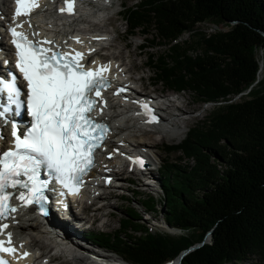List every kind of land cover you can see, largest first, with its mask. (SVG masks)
Wrapping results in <instances>:
<instances>
[{"label": "trees", "instance_id": "trees-1", "mask_svg": "<svg viewBox=\"0 0 264 264\" xmlns=\"http://www.w3.org/2000/svg\"><path fill=\"white\" fill-rule=\"evenodd\" d=\"M120 13L127 37L149 36L140 48H164L146 58L154 84L214 107L180 142L164 146L180 157L160 165L162 221L181 233L150 232L125 208L115 232L86 239L128 264H165L195 245L180 264H237L253 256L264 264V0H135ZM204 21L233 24L212 33L216 53L191 57L177 39ZM257 51L263 74L253 85ZM141 202L155 211L154 197Z\"/></svg>", "mask_w": 264, "mask_h": 264}, {"label": "snow or ice", "instance_id": "snow-or-ice-1", "mask_svg": "<svg viewBox=\"0 0 264 264\" xmlns=\"http://www.w3.org/2000/svg\"><path fill=\"white\" fill-rule=\"evenodd\" d=\"M65 4L66 7L60 11L71 14L73 0H65ZM16 5L13 20L22 14L29 15L39 6L38 0H16ZM17 27L22 25L9 27L8 31L15 48V68L26 82V101L21 99L16 75L9 72L5 78L0 73V121L13 108L19 116L21 108L26 106L30 126L21 130L17 122H11L12 147L0 152V218L17 211L9 203L11 193L6 189H18L19 195L15 199L24 207L46 202L44 190L47 184L41 180L42 168L62 188L77 193L82 176L93 166L95 150L108 132L106 124L97 122L92 115L106 106L101 96L102 89L109 87L107 78L102 75L107 70L106 66L96 70L85 69L80 62L82 53L73 50L75 54L70 55L53 50L43 46L51 45L53 41L29 39L25 33L18 32ZM75 39L80 42L78 37ZM141 107L148 110L146 104ZM155 121L153 116L150 122ZM137 162L143 166L139 158ZM40 211L47 214L43 207ZM7 227V224H0V234ZM6 235L8 246L0 240V252L15 255L11 233ZM27 255V252L22 254L23 257ZM0 264L7 262L0 261Z\"/></svg>", "mask_w": 264, "mask_h": 264}, {"label": "bare ground", "instance_id": "bare-ground-1", "mask_svg": "<svg viewBox=\"0 0 264 264\" xmlns=\"http://www.w3.org/2000/svg\"><path fill=\"white\" fill-rule=\"evenodd\" d=\"M79 5H82L81 8L77 10V13L74 17V19L71 20H59L56 19L55 13L52 9H54V0H45V3L43 4L44 9L38 12V15L32 20L29 21L30 24L33 26V29L29 30V32L33 33H45L46 35L51 37V41L54 42V44L60 42L61 40H68L69 38L73 37H81L80 43L78 46L82 48L85 52H89L90 50H96L97 46L100 44H106V51H112L115 49V44H117L118 40L121 39L120 35L117 34L114 30L112 32L105 31V30H94L91 29L93 26L92 24L95 23H103L105 21V24L108 22L111 24L113 21H115L114 16H105L103 15L104 12L109 11V9L112 7L113 2L112 0H78ZM98 3H107L110 4L111 7L108 8L106 6L103 10H98L96 8V5ZM8 0H0V12L1 16L5 21H10V12L8 11ZM117 12L116 14H118ZM106 17V18H105ZM104 20V21H102ZM27 22V23H29ZM88 24L89 26L85 25ZM1 26V25H0ZM86 27V28H83ZM94 27V26H93ZM96 27V26H95ZM77 28V30H76ZM75 32V33H74ZM110 34H114V37H111ZM5 31H2V35H0V42L4 46L5 52L8 54L9 47L7 43L5 42ZM77 44V43H76ZM64 45V44H63ZM127 46L123 50H126ZM133 54V52H130ZM129 55V54H127ZM132 56V55H131ZM108 57V56H107ZM123 57V54H122ZM100 58V60H97L102 65L106 66V69L111 70L113 73V77L116 76V78L119 76V79L125 80V79H132L134 81V84H139L140 87H144L143 85V77H139L138 79H135L132 75V67L130 66L131 61L127 64L123 62L118 56H114L108 59H105V55L103 54ZM132 64V63H131ZM146 64V63H145ZM134 68V67H133ZM122 73V74H121ZM154 83V81H152ZM143 98H146L147 100H153V96L147 93H143V95H139ZM158 97L157 99L160 100V98H164V94H157L155 95ZM178 101L176 105L173 104H163V110H161L162 113H168L170 109L175 110V115H172L171 117L165 119L163 116L162 118H159V124L157 126H152V129L154 132H149L146 130H141V125L138 127H135L137 124H134L128 120H123V122H118L120 120V116L126 115L128 113L134 114V104L132 103L130 108L124 109L121 106L116 105V103H111L109 107L104 111V114L102 115V118H104L105 121H111L113 123H116L118 125H115L113 129L116 131L117 139L115 140V143L109 144L112 149L117 150L119 152L120 156H126L127 152L124 150L125 148L131 152L134 151H142V150H148L147 148L149 146H156L155 140H153V133L160 132L165 133L166 135L176 133L179 131L178 127L180 125L176 121V117H182L183 113H185V106H189L187 100H184L180 97H178ZM180 116H179V112ZM175 116V117H173ZM172 120L173 122L170 123V127L166 126L164 123H168L169 120ZM178 119V118H177ZM179 125V126H178ZM183 129L178 133V137H181L183 135ZM130 133H139L141 138H146L148 140H151L149 145H146V143L142 141H132V138L130 137ZM152 133V134H151ZM6 135H4L5 137ZM5 139V138H4ZM7 140V139H5ZM116 164L115 160L111 161H104L101 163L99 170H103L105 172L110 173L111 178H113L115 181L117 179H122V173H116V171H112V168H114V165ZM151 165V164H150ZM120 169V168H119ZM122 171L125 173L126 171L124 168H121ZM131 173V171L129 170ZM152 172V171H151ZM147 171L146 176L144 178V185L145 186H151L155 181V179L152 177V173ZM107 176L105 175H98L95 177L94 182L99 184V187H93L92 191L87 195L80 196L76 198L78 201L76 203L72 202H65L69 206V212L65 213L64 216L61 218L52 217L48 221L45 220L44 227L43 225H38V219H30L29 217L27 219H16L17 226L13 228L15 230L14 234L18 236V240H16L15 244L16 246H27L28 248L26 251L28 252V255L24 259H20V261L23 264H33L37 263L38 259H45L48 256V262L47 264L52 263L53 261H60V264H65L64 260L62 259L64 256H69L70 259L80 262L82 260H79L80 258L84 257V252L87 254L85 256L90 261L85 262L86 264H128L125 261L122 260H116L111 258H105L104 255H98V253H93V251L89 250V246L86 245L84 242L80 240V237L84 236L82 234L83 224H80L81 222H85L86 224L90 223V225L94 224L99 218L104 216H111V213L108 215H103L102 210H104L108 205H110L108 202H102L100 206L95 205L96 201L102 200L107 201L109 198L115 196L114 191L111 190V186H107L103 188L101 186L103 179ZM149 178V179H148ZM100 180V181H99ZM98 188L103 190V193L98 192ZM111 188V189H110ZM106 189H110L106 192ZM107 193V194H105ZM105 195V196H104ZM94 210V216L88 221V217L84 218L83 214H87L89 210ZM84 223V224H85ZM79 224V225H77ZM107 223H105L106 225ZM84 238V237H83ZM33 239V240H32ZM45 239L46 241H43ZM88 243V242H87ZM53 245L52 250L54 249L55 252H57V256L50 255L49 253H41L40 250L48 249V245ZM55 247V248H54ZM35 249L39 252L40 256L38 259H35L34 262H31V256L34 254L36 255L37 252H35ZM40 249V250H39ZM51 250V251H52ZM82 251V252H80ZM68 253V254H67ZM77 253V254H75ZM173 264V262H171Z\"/></svg>", "mask_w": 264, "mask_h": 264}, {"label": "rangeland", "instance_id": "rangeland-1", "mask_svg": "<svg viewBox=\"0 0 264 264\" xmlns=\"http://www.w3.org/2000/svg\"><path fill=\"white\" fill-rule=\"evenodd\" d=\"M135 1V0H134ZM133 0H112L113 5L109 9V11L104 12L103 15L107 16H114L115 21H113L111 24L108 22L105 24V21L103 23H93L91 29L94 30H105L112 32L113 30L120 35L121 39L118 40L117 44H115V49L112 51H104L105 59L118 56L121 60L125 63H130V66L132 67V75L135 79H138L139 77H143V85L145 84L144 87H140L139 84H134L133 87L137 89L143 95V93H147L153 96L156 95V93L159 94H168V89H163L161 83H152L153 81V74L151 73V69L146 66V58L148 55H156L162 53V50L164 49L163 47H160L158 49H152L149 50L147 48H138V45L142 43V46L147 43L146 39H150L149 36H143L140 32H137L131 36L127 37L126 34L124 35L123 31L125 30V22L122 19L120 11L123 12L125 8H129L133 2ZM10 0H8V6H9ZM116 11H119L118 14L114 13ZM105 17V18H106ZM231 22H219L216 24L209 23L207 21H204L202 23L196 24L194 28H191V30L184 32L178 40L177 44L180 46L182 49L187 47L189 48V52L187 53L191 55V57L201 55V54H210V53H216L217 50L213 49L210 47L209 43L210 40L213 38V32H225L230 29ZM89 26L88 24H85ZM96 26V27H95ZM86 28V27H83ZM77 30V28H76ZM212 34V35H211ZM111 37H114V34H110ZM127 46L126 50H123ZM130 52H133L130 53ZM123 54V57H122ZM129 54V55H127ZM132 55V56H131ZM256 55L258 57V65H259V71L261 70V57H260V51L256 52ZM108 56V57H107ZM134 67V68H133ZM263 74V72H262ZM261 71L259 74H257L256 79L259 80L262 76ZM257 80L253 85L257 83ZM177 97H180L184 100H187L189 106H185L184 110L185 113H183L182 117H176L177 123L180 125L181 128H183V135L179 139L178 133H172V134H161L160 132H155L151 133L153 136V140L156 142V146H149L148 153L150 154V161L151 165H149V168L152 177L155 179L156 182H154L151 186H145L144 185V175L136 176L132 175L129 172H122V179H117L115 181L113 178L110 182V184H115V186H112L110 189L113 190L116 195L109 198L107 201H96L95 205L100 206L102 202L106 203L108 202L110 205H108L104 210H102L103 215L110 214L111 216H104L99 218L94 224L90 225V223L86 224L85 222H81L80 224H83V229H82V234L84 235L80 237V240L84 242L86 245L89 246V250L94 251L97 250L96 253L98 255H104L106 256L105 258H111L116 259V260H122V258L113 255L111 251H105L103 249L95 248V243L89 242L86 238L89 233H112L115 232L117 229V225L119 224L120 218H123L124 213L123 211L125 208H129V210L133 209L135 212L140 216V224L142 227L146 230H149L150 232H156V234H161L164 233L166 235H169L171 237H175L179 235L181 232L177 229H173L171 227L165 228V224L163 223V215L165 210L161 209L160 206L162 207V203L159 201V198L161 197V191H160V182L163 179V174L160 172V165L163 162H172L173 164H177V158L180 157V154L174 152L170 154H165L164 152V146L165 145H176L178 142H180L183 137L186 134L187 129H191L194 127H197L204 122V120L208 117V115L211 113L213 110L214 104H204L200 103L197 101V99L190 94V92L184 91L178 93ZM179 99V98H178ZM177 99V101H178ZM232 101L236 102L239 101L238 96L234 97ZM177 104V103H176ZM175 104V105H176ZM179 112V111H178ZM175 110L170 109L169 112L167 113H161V115L167 119L171 117L172 115H175ZM180 116V112H179ZM175 117V116H173ZM178 118V119H177ZM169 120V119H168ZM172 120H169L166 126H168L170 123H172ZM178 125V126H179ZM170 127V125L168 126ZM130 137L132 138V141L134 143L136 141H142L146 143V145H149L151 140L144 139L140 137L139 133H130ZM179 139V140H178ZM189 164V163H188ZM109 177V176H106ZM147 177V176H146ZM130 179L131 183H128L126 180ZM149 179V178H148ZM143 180V181H141ZM100 181V180H99ZM110 189H106L105 191L108 193ZM99 192L103 193V190H99ZM105 193V194H107ZM105 196V195H104ZM147 196H152L154 199L157 201L156 206L154 207L155 211H148L143 208V203L141 202L142 199L144 200ZM68 211V209H67ZM94 210H89L87 214H83L84 218L88 217L87 221L88 222L93 216H94ZM168 217V216H166ZM171 221H174V218L168 217ZM85 223V224H84ZM105 223H107L105 225ZM79 225V224H77ZM206 239L205 241H208L207 235L205 236ZM33 240V239H32ZM43 241H46L43 239ZM88 242V243H87ZM53 245L50 244L48 245V249H42L40 250L41 253H49L50 255H56L57 252L53 249ZM55 248V247H54ZM52 250V251H51ZM35 252L38 253V251L35 249ZM82 252V251H80ZM83 253V252H82ZM68 254V253H67ZM77 254V253H75ZM84 255H87L84 252ZM257 257L253 256L251 257L247 262L244 263H237V264H259V262L256 259ZM65 262V264H86L83 258H80L79 260H82L80 262H76L72 259L69 258V256H64L62 258ZM123 261V260H122ZM40 262V261H39ZM50 264H60V261H53Z\"/></svg>", "mask_w": 264, "mask_h": 264}, {"label": "water", "instance_id": "water-1", "mask_svg": "<svg viewBox=\"0 0 264 264\" xmlns=\"http://www.w3.org/2000/svg\"><path fill=\"white\" fill-rule=\"evenodd\" d=\"M231 23H233V21H231ZM260 65H261V64H260ZM256 80H257V79H256ZM195 247H196V245H195V246H192V247H190V248H188L186 251H183V252H181L179 255H177V256L172 260L173 264H180V261H181L182 256H185L188 252L192 251Z\"/></svg>", "mask_w": 264, "mask_h": 264}]
</instances>
